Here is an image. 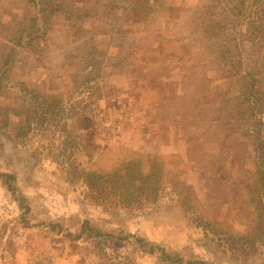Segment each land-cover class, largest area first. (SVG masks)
I'll list each match as a JSON object with an SVG mask.
<instances>
[{"label": "rangeland", "instance_id": "rangeland-1", "mask_svg": "<svg viewBox=\"0 0 264 264\" xmlns=\"http://www.w3.org/2000/svg\"><path fill=\"white\" fill-rule=\"evenodd\" d=\"M0 264H264V0H0Z\"/></svg>", "mask_w": 264, "mask_h": 264}, {"label": "trees", "instance_id": "trees-1", "mask_svg": "<svg viewBox=\"0 0 264 264\" xmlns=\"http://www.w3.org/2000/svg\"><path fill=\"white\" fill-rule=\"evenodd\" d=\"M148 161L151 166V159L148 158ZM162 167L163 165L159 167L157 163H152V167H150L151 171L147 172H141L139 168H136V165L117 167L115 172L112 173V179L111 182L108 183L110 186L107 192L103 191L106 179L103 180L99 174L97 177V180L99 181L97 189L104 193L101 194L100 198L103 201L106 199L111 200L112 202H115V204L123 203L125 198H131V201L136 199L148 200L150 196H154V199L157 193H160L161 178L158 177V174ZM90 175H92L91 172ZM170 184L168 186H170ZM100 198L99 200H101Z\"/></svg>", "mask_w": 264, "mask_h": 264}]
</instances>
